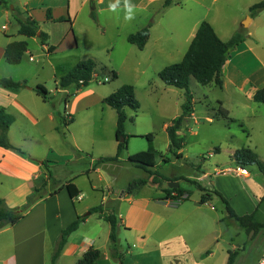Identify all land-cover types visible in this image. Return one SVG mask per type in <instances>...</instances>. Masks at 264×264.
I'll list each match as a JSON object with an SVG mask.
<instances>
[{
    "label": "rangeland",
    "instance_id": "rangeland-1",
    "mask_svg": "<svg viewBox=\"0 0 264 264\" xmlns=\"http://www.w3.org/2000/svg\"><path fill=\"white\" fill-rule=\"evenodd\" d=\"M4 1L7 9L11 10L12 6L16 7L19 2L27 3L28 0ZM175 1L180 3L179 9L174 8L164 16L157 17L156 22L160 23L156 24L152 31V40L147 52L143 53L136 46L129 44L126 38L127 34L137 32V26L142 24V19L135 16L133 22H128L126 19L118 20L101 13L97 22L92 18L93 12L97 14V11L92 9L95 0H91L85 12L76 21L74 28L78 37L75 36L73 28L74 36L71 33L64 42L63 39L68 33L63 25L57 23L46 27L45 33L50 37L46 47L55 46V53L47 54L40 42L31 40L29 49L33 56L32 62L28 60L29 56H26L19 66H10L4 59L0 60V79H6V76H12L17 71H24L29 86H36V82H40L51 92L46 107L48 111L55 112L57 128H61L60 116L69 120L66 116L65 99L70 97L74 101L81 94L93 92L91 101L87 98L88 101L83 102L86 99L83 98L74 103L72 116L75 123L72 124L71 131L63 136V127V133L57 130L61 135L55 132L52 139L50 138L53 152L48 155L47 160L51 162V168L48 167V170L52 173V178L48 174L39 178L37 184L40 188H37L39 191L35 198L45 196L57 182L65 183L73 178H76V183L84 193L90 190V183L96 185L99 192L91 196L86 195L83 202L77 200L74 205L79 210L85 205L116 203L119 208L116 211L117 216L121 215L122 220L131 228V231L124 228L119 230V250L122 258L118 264L123 261L124 264H227L228 251L238 252L235 264H256L259 259L260 262L264 260V230L256 236L247 234L236 221L228 218L225 205L216 196H212L209 203L201 205L199 202L204 193L193 182H198L209 193L220 192L238 214H250L249 211L256 206L258 219L264 221V175L255 166L246 168L235 161L237 151L249 149L264 162V104L254 102L244 91L231 87L219 88L214 83L202 86L191 79L193 113L182 127L181 134L185 142L183 157L177 159L169 152L167 127L182 115V106L186 102L185 91L165 85L155 73L156 65L151 62L143 61L139 69L136 63L132 64L149 55L161 57L154 61L155 64L158 63V68L179 63L183 55L176 54L175 51L183 54L187 51L189 27L214 17L209 15L212 14L208 10L210 0ZM231 5V10L224 19L235 23L236 26L238 24V28H242L244 31H241L245 33L248 28H243L242 24L249 16L243 13V3L233 0ZM31 6L45 7L42 10L37 9L36 18L47 16L49 9L51 17L64 16L62 8L66 6V0L35 1ZM4 24L0 23V37H4V32L18 36L16 19L11 18L8 30L2 29ZM89 25L93 27L94 32L90 31ZM253 30L264 33L263 28L253 26L250 31ZM86 60L96 62L98 79L81 90L71 86L65 93H58L54 72L55 75H62L63 70L68 72ZM110 69L119 73L118 80L112 79ZM106 78L109 82H104ZM123 85L135 87L136 99L140 105L137 113L127 109V150L119 162L98 164L100 171L93 173L91 157L95 161L114 157L118 143L117 114L112 108L102 104L100 98L108 97L112 90ZM0 88L4 89L1 86ZM224 110L228 111V118L221 116ZM16 125L14 137L21 130H52L47 120L39 127L21 121ZM148 135L153 136L152 142L142 138ZM74 140L84 148L82 154L75 148ZM140 152H153L157 166L152 171L160 172L170 182H164L160 186L150 181L146 186H142L133 196L137 204L134 206L125 200L127 195L131 196L128 194L129 185L135 180L147 179L149 176L144 170L128 162L130 156ZM69 155L73 156L71 161L68 159ZM162 158H169L170 163L165 164ZM240 169L248 173L242 175ZM174 179L178 181H173ZM171 182L178 183L179 187L189 194L188 201L184 198L175 202L167 198L164 191L169 188ZM143 197L149 199V205L141 211L136 206H143L140 204V198ZM161 198L164 201H160ZM59 204L68 211L67 201L61 200ZM66 216L67 214L63 219L68 217ZM97 216L93 215V224ZM101 223V235L96 244L106 251L110 246V226L105 222ZM82 233L84 231H81L80 235H84ZM70 261L71 259H67L64 264H71Z\"/></svg>",
    "mask_w": 264,
    "mask_h": 264
},
{
    "label": "crops",
    "instance_id": "crops-1",
    "mask_svg": "<svg viewBox=\"0 0 264 264\" xmlns=\"http://www.w3.org/2000/svg\"><path fill=\"white\" fill-rule=\"evenodd\" d=\"M35 1L41 2L46 0H28L27 3L19 2L16 8L20 9L23 13V15L20 16V19H34L39 24L43 32H47L46 27L51 24L56 25L58 23L59 25H63L64 29L68 33L66 37L64 36L65 38L63 39V41L65 42L71 33L74 36L73 28L76 25V21L78 20L80 15L85 12L91 0H66V6L62 8L64 10V16H52L51 20H48L47 16L43 17L42 15L39 18H36L35 15L37 9L42 10L45 9V7L42 6L43 8H33L34 6H31V3L33 4ZM165 1L166 0H130V3L135 6L134 17L137 16L138 18L143 20L142 24L137 26V31L144 28L150 21L153 23L149 40L145 48L141 50L143 53L147 52L151 44L152 31L155 29V25L160 23V21L156 22L157 17L164 16V14L174 8H180V3L176 2L175 0L172 1V4L169 7H164ZM231 1L233 0H210L211 3L208 7L209 12L212 13L209 15L214 17L210 20H207L206 22H208L213 27L215 33L223 42H227L236 32L243 30L242 28H238V24L236 26L235 23L224 19V16L231 10ZM240 1H242L244 5L243 13L250 17V7L259 3H255L254 1L261 2L262 0ZM115 2L116 0H95L94 10L97 11V22H99V15L101 13H104L110 17H115L118 20H120V18L125 19V10L123 6L124 0H120V5L118 6V8L115 11H112L109 8V5ZM14 8L15 6H12V9L9 10L7 9V4L0 5V23H5L2 26V29L8 30V25H11V18L15 19ZM150 17H154V19L151 20ZM62 18L64 19V21L58 22L59 19ZM133 20L135 19L127 21L133 22ZM202 22H196L189 27L188 37L186 39L188 48L196 35L199 25ZM253 26L258 29H264V11L261 12L257 17L251 18V23L245 32V42L237 47L236 50L231 54L223 70V87H231L239 91H244L248 94V96H250V99L252 100L253 96L258 91L264 90V33H262L260 30L250 31ZM89 28L90 31L94 32V29L93 27H91V25H89ZM18 32L19 26L17 34ZM3 34L4 37H0V60H5V49L10 43L14 41H26L28 43V51L25 53L23 59L26 56H29L28 60L31 62L33 61L32 52L29 49V41L32 40L33 42L41 43L38 37L28 39L20 36L19 34L18 36L7 34L5 32ZM129 35L130 34H127L126 38H128ZM75 36L78 37L77 32L75 33ZM18 37H21V39H19ZM51 47L55 46L51 45ZM42 48H44V50L46 51L48 49L46 45L43 44ZM56 50L57 48L55 47V51ZM55 51L53 53H55ZM175 52L176 54L183 55V60L187 51L185 52V54H183L182 52ZM159 53L161 55V50ZM158 57L149 55L148 57H143V59L140 58V61L134 62L132 64L136 63V66L139 69L143 61L148 63L151 62L153 65H156L155 73L159 75L164 67L158 68V63L155 64L154 61ZM160 58L161 57H159V59ZM95 65L97 70L96 62ZM113 71L119 78V73L113 69L109 70V74L111 75V77H113ZM62 73V75H55L54 72L56 91L58 93L66 92V90H59L57 87V79H59V77L63 76L67 72L63 70ZM97 77L99 76L97 75ZM118 78L116 80H118ZM6 79L27 83V74H25L24 71H17L13 73L12 76H6ZM38 85H41V83L36 82V86H29L27 83L26 88H20L18 90H6L5 88H0V107L2 108V110H5L8 114L12 115L15 119V122L11 126L8 134L9 141L11 145H13L15 148L21 149V151L24 153L20 154L13 149L7 150L4 148H0V188H2V191H0V199L5 202L6 207L9 209L24 206L27 203L28 197L33 194L34 190L40 188L37 184L39 178L43 177L44 174H48V171H50L45 168L42 163L47 162L49 169L51 168V166H49L51 165V162L50 160H47L49 159L48 155L53 152L51 137H53V133L55 132L60 134L59 132H57L58 126L56 123L55 112L50 110L48 111L46 107L48 102L44 101L42 97L34 91L35 87H37ZM118 89L112 90L111 94ZM92 93L93 92H87L85 94H81L76 99H74V101L73 99H70V97L65 99L64 105L65 108H67L66 116L69 117L70 121L65 119L67 122V126L65 128V134H62L63 136H65L67 132L71 131L72 124L75 123V119L72 116L74 103L77 101H81L83 98H86L83 102H86L88 100L91 101L92 98H90V96L92 95ZM50 94L51 92L49 91V99L51 98ZM87 98L89 99L87 100ZM105 98L107 97L100 98L102 104H104L103 101ZM46 120L48 124H51V131L45 132L39 130V132H32L31 130H21L20 133H17L14 137V130L18 122L21 121L25 124L32 125L33 127H39ZM71 120L73 121L72 123ZM74 141L75 148L77 149L79 154H82V152H84V148L79 146L77 140ZM117 146L118 143L115 147L116 153ZM38 150L41 151L39 152L40 154L37 152ZM88 150L94 151V149ZM70 158L73 159V156L69 155L68 159L70 160ZM91 161L92 165L95 167H93L91 171L93 173H98L100 171V168H97V165L99 164L98 161H95L93 157H91ZM88 179L90 180V177H88ZM70 183L74 184L81 192V200H79L81 202L85 200V198L87 197L86 195L91 196L93 193L99 192L98 187L96 185H93V183H90V190L84 193V190H81V188L76 183V178H73L72 180L65 183L57 182V184L53 186L52 190L47 192V194L43 196L42 199H37V202L28 210V212L25 214V218L20 223L15 226H8L0 231V264H51V258L61 232L79 216L85 217L86 220L80 226V228L70 236L69 241L61 254L58 264H64L67 259L68 261L71 259V264H77V261L81 259L91 247L101 252L102 257L98 264H118V260H115L111 257V244L106 251H103L96 244L101 235V222L107 223L105 221L107 211H117L119 209L118 206L116 205V203L113 204L109 202H102L101 204L104 205L105 212L103 214H97L98 216L96 217V221L93 224L91 220L94 214L85 215L83 213H90V210L92 208L99 205H85L83 208L80 207L78 210L74 205L77 201H72L70 199L65 188V186ZM139 189H141V187L136 188V190H134L132 194H130L131 196L127 195V198L125 200L127 202H130L134 206L137 205L136 198H134L133 196ZM55 191H58V193L54 196H50ZM161 199L160 201H164V199ZM61 200H65L68 202V211L59 204ZM140 201V204H142L143 206H136V208L142 211L143 208L146 209L148 207L149 199L143 197L140 198ZM78 206H80V203H78ZM255 209L256 206L253 210ZM252 211H249V213L251 214ZM66 214L68 217L66 216L67 218L63 219ZM239 215L242 216L241 214ZM119 219L120 228H124L126 229V231H131V228H129L130 225L122 220L121 215L119 216ZM81 231H84V233H82L84 235H80ZM108 235H110V232H108ZM141 242L143 241L141 240ZM209 257H211V255H209ZM260 261L261 259H259L256 264H262V262H264V260H262V262ZM120 264H124V261Z\"/></svg>",
    "mask_w": 264,
    "mask_h": 264
},
{
    "label": "trees",
    "instance_id": "trees-1",
    "mask_svg": "<svg viewBox=\"0 0 264 264\" xmlns=\"http://www.w3.org/2000/svg\"><path fill=\"white\" fill-rule=\"evenodd\" d=\"M173 0H166L164 7H169ZM0 5H6L4 0H0ZM264 11V0L250 7V17L255 18ZM16 22L19 26L18 34L25 38L38 37L43 45L48 44L49 35L43 32L39 24L32 18L20 19L23 15L20 9L14 8ZM47 18L51 20L50 10H47ZM92 18L96 21L97 16L93 12ZM64 19H59L58 22H63ZM152 22L146 27L140 29L134 34H130L127 38L129 44L136 46L139 50H143L149 40ZM246 40V34L243 31L236 32L227 42H223L215 33L213 27L206 21H203L196 32L183 60L178 64L170 65L164 68L158 75L159 79L167 86L177 88L185 91L186 102L182 106V115L172 121V124L167 127V134L170 140L169 152L177 159L183 157L182 150L184 148V137L181 134L182 127L187 123L188 118L193 113L192 102L193 96L190 92V82L194 79L202 86H208L214 83L219 88H223V70L228 62L231 54L243 44ZM28 51V43L26 41H14L10 43L4 53L5 61L11 66L20 65L25 53ZM55 51V47H48L47 52L51 54ZM96 65L93 60H86L78 63L72 67L66 74L57 79L58 89L67 90L71 86H75L77 90L86 88L93 81L96 73ZM112 79L116 80L117 74L112 72ZM0 86L5 89L18 90L26 88V82H16L10 79H1ZM34 91L48 102V91L43 85H38ZM253 101L256 103L264 104V90L258 91L253 96ZM104 104L112 108L117 114V128L116 140L118 142L117 153L112 158H103L98 161L99 164L109 162H119L124 151L127 150L128 136L126 134V122L128 120L127 109L137 113L140 105L136 99L135 89L131 85H124L104 99ZM228 111H222V117L228 118ZM61 128H57L59 132L62 128H66L67 122L64 117H59ZM15 119L12 115L8 114L5 110L0 111V148L7 150L13 149L20 154H24L21 149L15 148L9 141V131L14 124ZM73 121L71 120V123ZM124 139L122 142L121 139ZM148 141H153V136L148 135ZM165 164L170 163L169 158H162ZM235 161L242 167L255 166L257 170L264 175V162L259 160V157L249 149H242L235 153ZM128 162L133 164L136 168L144 170L148 173L147 179H138L129 185L128 194H131L136 188L146 186L151 181L152 184L160 185L164 182H170L169 179L164 177L158 171H152L157 166L156 155L153 152H140L130 156ZM42 165L48 169L47 162ZM48 176L51 178L52 173L48 171ZM173 181H178L174 179ZM197 188L204 194L201 196L200 204H207L212 200V196L218 197L225 205L228 218L236 221L239 226L246 230L247 234L252 236L258 235L264 230V221L258 219V210L255 209L251 214L240 216L236 210L231 206L228 199H226L220 192L213 191L207 192L198 182H193ZM68 195L72 201H77L81 195L78 188L70 183L65 186ZM39 189H35L33 194L27 199V203L22 207L9 209L6 207L5 202L0 199V231L8 226H15L20 223L28 210L37 202L35 194ZM168 199L179 201L185 198L189 200V194L181 187L178 189H165ZM58 191H55L50 196H54ZM185 195H188L185 197ZM41 196L38 199H42ZM105 212L104 205L101 204L90 210V214H103ZM86 218L83 216L77 217L71 224H69L60 234L51 258V264H58L61 254L67 245L70 236L75 233L80 226L85 222ZM105 221L110 226L109 240L111 244V257L115 260L121 261L122 254L119 250V229L120 219L115 210L107 211ZM237 251H228L227 264H235ZM102 255L101 252L91 247L77 264H98Z\"/></svg>",
    "mask_w": 264,
    "mask_h": 264
},
{
    "label": "clouds",
    "instance_id": "clouds-1",
    "mask_svg": "<svg viewBox=\"0 0 264 264\" xmlns=\"http://www.w3.org/2000/svg\"><path fill=\"white\" fill-rule=\"evenodd\" d=\"M119 5H120V0H116L115 3H112L109 5V8L112 11H115ZM123 6L125 10V19L128 21L134 19V7L135 6L130 3V0H124ZM262 264H264V262H262Z\"/></svg>",
    "mask_w": 264,
    "mask_h": 264
},
{
    "label": "water",
    "instance_id": "water-1",
    "mask_svg": "<svg viewBox=\"0 0 264 264\" xmlns=\"http://www.w3.org/2000/svg\"><path fill=\"white\" fill-rule=\"evenodd\" d=\"M92 7H93L92 9L94 10L95 9V4L94 3H92ZM250 23H251V18L248 17L247 21L242 24L243 28H248ZM121 141L123 142L124 139L122 138ZM169 188L170 189H178L179 188V184L171 182V183H169ZM87 215H90V213H87Z\"/></svg>",
    "mask_w": 264,
    "mask_h": 264
},
{
    "label": "built area",
    "instance_id": "built-area-1",
    "mask_svg": "<svg viewBox=\"0 0 264 264\" xmlns=\"http://www.w3.org/2000/svg\"><path fill=\"white\" fill-rule=\"evenodd\" d=\"M97 79H98L97 75H94L93 80H97ZM108 81H109L108 79H105V82H108ZM99 83L101 84V81H99ZM240 173L242 175H245L247 173V171L240 169ZM78 200H81V197H79Z\"/></svg>",
    "mask_w": 264,
    "mask_h": 264
}]
</instances>
